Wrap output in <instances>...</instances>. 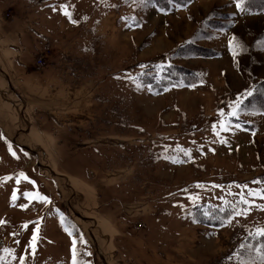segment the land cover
Wrapping results in <instances>:
<instances>
[{
    "label": "rangeland",
    "instance_id": "374dc122",
    "mask_svg": "<svg viewBox=\"0 0 264 264\" xmlns=\"http://www.w3.org/2000/svg\"><path fill=\"white\" fill-rule=\"evenodd\" d=\"M262 82L239 0H0V264H264Z\"/></svg>",
    "mask_w": 264,
    "mask_h": 264
},
{
    "label": "snow or ice",
    "instance_id": "6c2138e0",
    "mask_svg": "<svg viewBox=\"0 0 264 264\" xmlns=\"http://www.w3.org/2000/svg\"><path fill=\"white\" fill-rule=\"evenodd\" d=\"M237 6L239 7V3L237 4ZM67 7V6H65ZM65 15H70L67 11H65ZM74 23L76 21H73ZM233 40H235V37L233 38ZM232 41L229 42L230 46L232 45ZM235 55V53H234ZM245 95H252L251 92H246ZM221 114L223 115V109H221ZM230 115L232 116H235L237 115V111L234 110ZM224 126V125H222ZM214 127V130H215V126ZM225 127V130H228L226 126ZM222 143H225L226 141H221ZM9 148L11 149V145H9ZM189 153L191 150H188ZM14 156L16 155L15 152L12 153ZM21 176H24V173H20ZM26 178V177H25ZM24 195L28 196L30 199H39V200H43L45 202H50L49 198L47 196H42L41 194H39L38 192L37 193H31V192H27V193H24ZM16 199V195L15 193L13 194V200ZM23 207V205H22ZM24 227H27V224L24 225ZM37 228H38V225H37ZM258 234L264 236V229H258ZM36 239H37V236H36V233H33L32 235V251L33 253L35 252V242H36ZM76 245H77V241L76 239H73V242H72V252H73V257H72V260H73V264H78V261H77V257H76ZM21 264H24L23 260L21 261Z\"/></svg>",
    "mask_w": 264,
    "mask_h": 264
},
{
    "label": "trees",
    "instance_id": "16d2710c",
    "mask_svg": "<svg viewBox=\"0 0 264 264\" xmlns=\"http://www.w3.org/2000/svg\"><path fill=\"white\" fill-rule=\"evenodd\" d=\"M189 2L190 0H182V3L184 5H186ZM239 2L241 3L243 7L250 9L251 11H254L257 13L264 12V0H239ZM261 85H264V82H262L258 87H260ZM214 212L216 213L217 216L224 217V215H226V211L215 210ZM213 225L218 226V224L216 223Z\"/></svg>",
    "mask_w": 264,
    "mask_h": 264
},
{
    "label": "crops",
    "instance_id": "0c3cea01",
    "mask_svg": "<svg viewBox=\"0 0 264 264\" xmlns=\"http://www.w3.org/2000/svg\"><path fill=\"white\" fill-rule=\"evenodd\" d=\"M60 88H61V86L58 87V89H60ZM62 95H64V93H62ZM166 264H189V263H187L185 261H177L176 259H174L172 261L166 262Z\"/></svg>",
    "mask_w": 264,
    "mask_h": 264
},
{
    "label": "built area",
    "instance_id": "2783aa9c",
    "mask_svg": "<svg viewBox=\"0 0 264 264\" xmlns=\"http://www.w3.org/2000/svg\"><path fill=\"white\" fill-rule=\"evenodd\" d=\"M42 63V62H41Z\"/></svg>",
    "mask_w": 264,
    "mask_h": 264
}]
</instances>
